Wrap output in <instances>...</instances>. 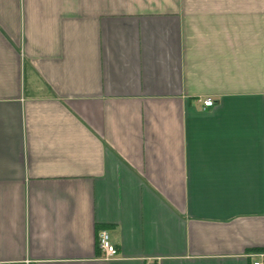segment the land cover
Wrapping results in <instances>:
<instances>
[{"label":"crops","instance_id":"0c3cea01","mask_svg":"<svg viewBox=\"0 0 264 264\" xmlns=\"http://www.w3.org/2000/svg\"><path fill=\"white\" fill-rule=\"evenodd\" d=\"M255 260L264 0H0V264Z\"/></svg>","mask_w":264,"mask_h":264},{"label":"built area","instance_id":"2783aa9c","mask_svg":"<svg viewBox=\"0 0 264 264\" xmlns=\"http://www.w3.org/2000/svg\"><path fill=\"white\" fill-rule=\"evenodd\" d=\"M204 107L214 106L212 98H206L202 101ZM98 247L105 260H114L118 257V250L110 240V236L106 230H101L98 234ZM252 264H264V260H255Z\"/></svg>","mask_w":264,"mask_h":264}]
</instances>
